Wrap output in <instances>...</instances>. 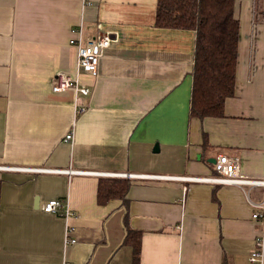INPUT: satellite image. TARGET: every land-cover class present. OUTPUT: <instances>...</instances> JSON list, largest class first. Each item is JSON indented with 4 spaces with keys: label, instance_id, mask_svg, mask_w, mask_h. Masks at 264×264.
I'll return each instance as SVG.
<instances>
[{
    "label": "crops",
    "instance_id": "crops-1",
    "mask_svg": "<svg viewBox=\"0 0 264 264\" xmlns=\"http://www.w3.org/2000/svg\"><path fill=\"white\" fill-rule=\"evenodd\" d=\"M157 0H0V264H250L262 188L207 178L228 154L264 178V0H235V91L224 116L191 118L196 33L158 28ZM110 34L97 74L70 40ZM58 72L90 89L54 93ZM74 130V140L65 142ZM72 170L77 173H58ZM105 174L148 175L153 178ZM129 179L100 203L99 184ZM68 203L69 217L43 212ZM250 200V201H249Z\"/></svg>",
    "mask_w": 264,
    "mask_h": 264
},
{
    "label": "trees",
    "instance_id": "trees-1",
    "mask_svg": "<svg viewBox=\"0 0 264 264\" xmlns=\"http://www.w3.org/2000/svg\"><path fill=\"white\" fill-rule=\"evenodd\" d=\"M234 1L157 0L158 28L196 33L191 118L224 116L226 100L234 95L240 34ZM130 184L129 179L103 180L98 188L99 202L124 200ZM124 244L133 249L132 264H139L141 234L128 230Z\"/></svg>",
    "mask_w": 264,
    "mask_h": 264
},
{
    "label": "built area",
    "instance_id": "built-area-1",
    "mask_svg": "<svg viewBox=\"0 0 264 264\" xmlns=\"http://www.w3.org/2000/svg\"><path fill=\"white\" fill-rule=\"evenodd\" d=\"M77 36L70 40V44L77 50L76 68L78 72H84L91 75H96L98 72V65L100 59L108 49L115 38L110 34L98 35L83 39L81 37V29L77 32ZM54 93H64L72 91L75 93L76 110L82 113L86 110L85 105L82 103V98L90 95V89L81 85L79 75L72 76L66 72H58L55 75V80L52 85ZM74 140V130L68 133L65 137V142H72ZM241 163L238 158L232 157L228 154H222L216 160L214 165L215 174L207 178H194V177H170V179L185 180L189 182L206 183L211 185H232L239 188H262L264 189V178H249L243 176L240 171ZM58 173H67L69 175L77 173L72 170H54ZM123 177H140V178H153L155 176L141 175L136 176L132 174H105ZM250 201V200H249ZM254 212L252 219L260 222L262 229L255 239V245L249 255L250 264H264V198L260 203L251 202ZM43 212L51 214H60L64 217H69L71 213L68 203L62 200H51L43 206Z\"/></svg>",
    "mask_w": 264,
    "mask_h": 264
},
{
    "label": "water",
    "instance_id": "water-1",
    "mask_svg": "<svg viewBox=\"0 0 264 264\" xmlns=\"http://www.w3.org/2000/svg\"><path fill=\"white\" fill-rule=\"evenodd\" d=\"M212 164H216V159L209 160Z\"/></svg>",
    "mask_w": 264,
    "mask_h": 264
}]
</instances>
